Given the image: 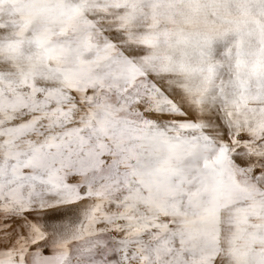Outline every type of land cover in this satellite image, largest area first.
I'll return each mask as SVG.
<instances>
[{
    "label": "snow or ice",
    "instance_id": "snow-or-ice-1",
    "mask_svg": "<svg viewBox=\"0 0 264 264\" xmlns=\"http://www.w3.org/2000/svg\"><path fill=\"white\" fill-rule=\"evenodd\" d=\"M0 264H264V0H0Z\"/></svg>",
    "mask_w": 264,
    "mask_h": 264
}]
</instances>
